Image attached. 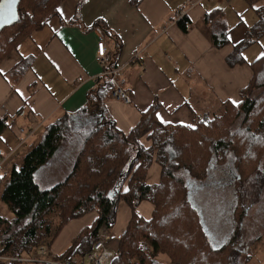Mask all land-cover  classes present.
Instances as JSON below:
<instances>
[{
	"label": "trees",
	"instance_id": "16d2710c",
	"mask_svg": "<svg viewBox=\"0 0 264 264\" xmlns=\"http://www.w3.org/2000/svg\"><path fill=\"white\" fill-rule=\"evenodd\" d=\"M64 1L17 0L16 18L0 29L1 37L4 31L16 28L0 42V61L21 39L56 15ZM255 11L257 21L226 57L230 66L243 62V50L264 33V6ZM219 15L213 11L202 19L210 25L209 38L215 47L227 42V26ZM178 25L182 31L188 28L182 21ZM114 61L112 52L108 67H116ZM26 66L21 59L12 66L11 74L20 75ZM250 66L252 76L240 90L239 104L221 102L216 116H197L190 127L161 123L155 102L128 133L118 130L105 112L103 102L113 85L106 76L97 79L95 94L79 112L57 117L44 126L35 144L23 153H13L19 161L12 163L0 192V200L12 213L4 221L7 226L1 233L0 255L19 258L38 245L42 232L52 239L69 220L96 211L92 224L54 258L86 255L97 240L98 228L113 226L117 204L123 200L131 214L109 264H242L245 205L259 204V211L264 210V201L257 203L264 194V55ZM256 90L261 91L254 94ZM7 120L0 119V134ZM143 136L151 142L148 147L140 143ZM153 159L161 168L160 179L147 184L145 176ZM42 172H55L62 178L42 186L38 181ZM227 188L232 192L229 199L225 195L219 198ZM208 192L213 193L214 206L225 201L218 208L221 213L214 209V219L230 221V233L220 242H216L213 227L204 223L202 208L195 200L196 194ZM144 199L153 205L148 219L136 210ZM56 208L59 222L51 234L45 218ZM214 227L219 229L217 224ZM161 254L168 257L166 262L159 260ZM16 263L15 259L0 260V264Z\"/></svg>",
	"mask_w": 264,
	"mask_h": 264
},
{
	"label": "crops",
	"instance_id": "0c3cea01",
	"mask_svg": "<svg viewBox=\"0 0 264 264\" xmlns=\"http://www.w3.org/2000/svg\"><path fill=\"white\" fill-rule=\"evenodd\" d=\"M263 6L264 0H65L56 15L0 61V119L7 117L4 130H9L0 134L1 152L23 153V148L37 142L44 126L63 114H76L95 94L102 70L96 61V28L106 35L109 54L114 53V64L120 68L118 85L130 98L126 103L111 92L103 102L107 116L121 132L134 128L155 102L156 114L166 121L163 124L193 127L199 114L217 110L221 102L240 101V90L252 76L250 63L264 50V33L243 50V62L230 66L226 57L257 21L255 10ZM179 10L185 11L189 21L186 31L173 22ZM213 11L220 12L219 19L227 26V42L220 47L212 44L210 25L202 20ZM21 59L27 66L15 76L11 68ZM19 127L34 130L21 146H17ZM140 143L150 144L144 136ZM16 158L0 163V180L19 161ZM160 171L159 164L152 162L145 182L156 184ZM136 209L148 219L153 205L141 201ZM130 214L125 203L117 205L115 224L105 229L110 240L116 237L118 244ZM96 216V211H90L69 220L52 239L40 242L39 250L46 249L48 258L61 254ZM243 241L242 264H264V237ZM40 252L29 258L3 254L0 260L36 264ZM71 258L72 264H87L86 255Z\"/></svg>",
	"mask_w": 264,
	"mask_h": 264
},
{
	"label": "rangeland",
	"instance_id": "374dc122",
	"mask_svg": "<svg viewBox=\"0 0 264 264\" xmlns=\"http://www.w3.org/2000/svg\"><path fill=\"white\" fill-rule=\"evenodd\" d=\"M16 28H12V29H9L8 31H4V33L1 35L0 37V42H4L8 36L10 34H12L13 30H15ZM7 46V45H5ZM261 90H256L254 91L253 93L254 94H257L258 92H260ZM220 108V107H219ZM219 108H215L214 111H211V112H208V113H203V114H199L198 117H200L199 119H208V118H211L212 116H216V113L219 111ZM219 113V112H218ZM217 113V114H218ZM202 117V118H201ZM8 133L9 134V130L8 128L6 130H4L3 134H6ZM1 136V135H0ZM146 137V136H144ZM148 141L150 142V140L148 139ZM151 143V142H150ZM150 145V144H149ZM148 145V146H149ZM147 146V147H148ZM0 148L3 149V146L0 145ZM26 149H22L21 152H25ZM5 153V152H3ZM14 156V154H12L9 158H12ZM16 158V157H15ZM261 158L264 162V149L262 150L261 152ZM9 160V159H8ZM15 160H19V158L17 157ZM152 162H156L154 159L152 160ZM151 162V163H152ZM157 163V162H156ZM158 164V163H157ZM151 165V164H150ZM149 165V166H150ZM149 169V167H148ZM147 169V171H148ZM63 174V173H62ZM147 175V173H146ZM146 177V176H145ZM62 178V176H60V174H56L55 172L54 173H50V172H46V173H41L39 175V182L42 186H50L52 185L53 183H55L56 181L60 180ZM160 179V178H159ZM0 192L2 190V180H0ZM159 181V180H158ZM125 185H126V182H125ZM209 191V190H208ZM229 193H232L230 191V189H226L223 194H220L219 193V198L222 197L223 195L226 196L227 199H229V196L228 194ZM212 195L213 193H210L208 192L207 194H203V193H198L196 194L195 196V200L196 202L201 206L202 208V216H203V220H204V223L206 222L207 225L209 223L210 226L213 227V231L215 233V238H216V242H220L221 239L224 238V236H227L228 233H230V221L229 219H219V220H215L214 219V216H215V212H214V209H218L219 207H223L225 206L224 202H223V199L221 200V202L218 203L217 206H214V204L212 203ZM215 197V196H214ZM141 201H147L148 203H151L150 201L148 200H141ZM140 201V202H141ZM262 202L264 201V194L263 196L261 197V199H258L257 200V203L258 202ZM122 202V203H125L123 200H120L118 202V204ZM139 202V203H140ZM117 204V205H118ZM127 205V203H125ZM139 205V204H138ZM137 205V206H138ZM152 205V203H151ZM128 206V205H127ZM261 205L259 204H254V205H250L248 208H247V205H245V215H247L246 219H245V223H243V230H244V237L246 238L247 241L255 238V237H258L260 239H263L264 237V210L263 211H259L261 208L260 207ZM129 207V206H128ZM137 208V207H136ZM226 208L230 211V206L228 205V203L226 202ZM130 209V207H129ZM137 210V209H136ZM219 213H221V209H218L217 210ZM258 214V215H256ZM59 211L58 209L56 208L54 211H52L46 218H45V221L50 225L51 227V234L55 231L56 227H57V224L59 222ZM223 215V218L226 217L225 214H222ZM229 216V214H228ZM116 217H117V211H116ZM12 218V213L9 211L8 207L6 204H4L1 200H0V249L1 247L3 246V239L1 237V233L2 231L6 228V224H5V220H10ZM244 219H243V222H244ZM116 221V219H115ZM205 223V224H206ZM115 224V223H114ZM113 224V225H114ZM218 225L219 226V229H215L214 225ZM50 236H47L45 235L43 232H42V236L39 238L40 240L37 242V246H39L40 242H43L44 240L46 239H49ZM106 246H107V249H109L113 255L116 254V250H117V238L116 237H113L111 240H109L107 243H106ZM40 246L37 247V248H33L32 247V250H30L29 252H22L21 253V257H31L32 255H35V252L36 254H38L39 251H41V249L39 250ZM1 253V252H0ZM6 253V252H4ZM48 256V255H47ZM37 258L38 260H35L37 261L36 264H43L44 262H41L43 261L44 258H46V256H40V255H37ZM158 258L159 260L163 261V262H166L168 260V257L166 255H158ZM63 259V258H62Z\"/></svg>",
	"mask_w": 264,
	"mask_h": 264
},
{
	"label": "built area",
	"instance_id": "2783aa9c",
	"mask_svg": "<svg viewBox=\"0 0 264 264\" xmlns=\"http://www.w3.org/2000/svg\"><path fill=\"white\" fill-rule=\"evenodd\" d=\"M185 18V19H184ZM182 21L184 26H189V21L186 18V13L184 10H179L175 12L173 16V22L178 23ZM98 39L96 43V61L102 66L101 76H106L109 82L113 85L112 95L122 99L124 102H130L129 96L120 88L118 85V72L120 68L116 67H108L109 63V50L106 46V35L104 32L96 28ZM137 55V54H136ZM18 136L19 142L17 144H22L27 138L33 135L34 130L32 129H25L22 127L18 128ZM14 153V150H11L7 153L0 152V163H3L9 159V157ZM105 226L102 224L97 231V240L92 245L89 252L86 254L87 264H109L111 260L114 258L115 255L107 249L106 243L110 240L111 236L105 232ZM42 256H46L47 250L42 249L40 252ZM1 258V257H0ZM38 260V259H36ZM39 261V260H38ZM44 263L47 264H72V258L66 257L60 260H56L54 258H46L43 259Z\"/></svg>",
	"mask_w": 264,
	"mask_h": 264
},
{
	"label": "snow or ice",
	"instance_id": "6c2138e0",
	"mask_svg": "<svg viewBox=\"0 0 264 264\" xmlns=\"http://www.w3.org/2000/svg\"><path fill=\"white\" fill-rule=\"evenodd\" d=\"M16 3V0H0V25L2 24H7V23H11V20L15 18V13L14 10H12V6ZM9 9V13H8V18L5 16V9ZM57 11H60L59 9ZM230 39V37H229ZM261 55H264V53H262ZM232 103L234 105L239 104V101L237 100H233ZM157 119L161 120L162 123L166 122L164 121L161 117L160 114L157 113L156 114ZM191 127V125H189ZM127 190V189H125Z\"/></svg>",
	"mask_w": 264,
	"mask_h": 264
},
{
	"label": "water",
	"instance_id": "95a60500",
	"mask_svg": "<svg viewBox=\"0 0 264 264\" xmlns=\"http://www.w3.org/2000/svg\"><path fill=\"white\" fill-rule=\"evenodd\" d=\"M16 3H17V0H16ZM16 3L12 6V10H14V13H15V18H16V9H15V5H16ZM8 13H9V9H5V16L6 17H8ZM8 18H11V17H8ZM14 18V19H15ZM14 19H12V20H14ZM11 20V21H12ZM8 24V23H7ZM4 25H6V24H2V25H0V29L4 26Z\"/></svg>",
	"mask_w": 264,
	"mask_h": 264
}]
</instances>
